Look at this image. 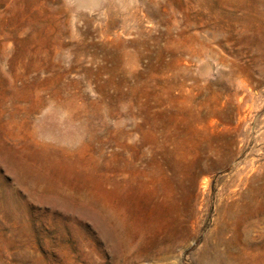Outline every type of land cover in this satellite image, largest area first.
Instances as JSON below:
<instances>
[{
	"label": "rangeland",
	"instance_id": "rangeland-1",
	"mask_svg": "<svg viewBox=\"0 0 264 264\" xmlns=\"http://www.w3.org/2000/svg\"><path fill=\"white\" fill-rule=\"evenodd\" d=\"M0 264H264V0H0Z\"/></svg>",
	"mask_w": 264,
	"mask_h": 264
}]
</instances>
